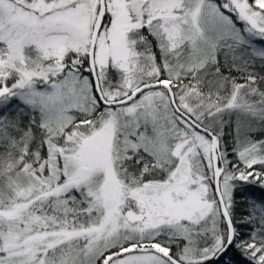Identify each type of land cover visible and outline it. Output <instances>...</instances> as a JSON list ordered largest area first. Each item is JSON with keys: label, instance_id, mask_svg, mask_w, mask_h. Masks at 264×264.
Instances as JSON below:
<instances>
[{"label": "snow or ice", "instance_id": "1", "mask_svg": "<svg viewBox=\"0 0 264 264\" xmlns=\"http://www.w3.org/2000/svg\"><path fill=\"white\" fill-rule=\"evenodd\" d=\"M0 264H264V0H0Z\"/></svg>", "mask_w": 264, "mask_h": 264}]
</instances>
